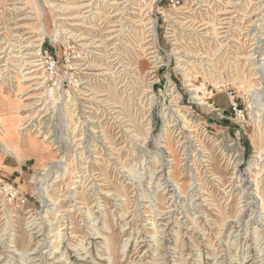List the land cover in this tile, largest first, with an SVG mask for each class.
Wrapping results in <instances>:
<instances>
[{"label": "rangeland", "instance_id": "1", "mask_svg": "<svg viewBox=\"0 0 264 264\" xmlns=\"http://www.w3.org/2000/svg\"><path fill=\"white\" fill-rule=\"evenodd\" d=\"M0 264H264V0H0Z\"/></svg>", "mask_w": 264, "mask_h": 264}, {"label": "bare ground", "instance_id": "2", "mask_svg": "<svg viewBox=\"0 0 264 264\" xmlns=\"http://www.w3.org/2000/svg\"><path fill=\"white\" fill-rule=\"evenodd\" d=\"M89 2V1H88ZM236 2H238V1H236ZM206 3V2H205ZM87 4V3H86ZM175 4V3H174ZM207 4V3H206ZM224 4V3H223ZM227 4V3H226ZM237 4L238 3H233V6H230V8L231 9H234V8H236V6H237ZM239 6V5H238ZM66 7V6H65ZM209 7V6H208ZM80 9V8H79ZM224 10V9H223ZM100 12V11H99ZM232 12H234V10H231V11H228V13H232ZM222 13V12H221ZM181 15V14H180ZM227 17H229V16H227ZM223 19H226V18H223ZM180 21V20H179ZM145 22V21H144ZM181 22V21H180ZM222 22V21H221ZM226 23V22H225ZM199 25V24H198ZM248 25V24H247ZM89 26V25H88ZM150 26V25H149ZM154 26V25H153ZM152 27V26H151ZM148 28V27H147ZM202 28V27H201ZM222 28H224V27H222ZM248 29V28H247ZM208 30V29H207ZM71 31V30H70ZM156 31V30H155ZM155 31L154 30H152V32L150 33V34H148L147 36H148V38L150 37V39H149V41H152V43H154V44H156V40H157V33H155ZM223 32H225V31H223ZM247 32V31H246ZM73 33V32H72ZM74 34V33H73ZM78 34V33H77ZM247 38V37H246ZM29 44V43H28ZM148 44V43H147ZM38 45V44H37ZM100 45V44H99ZM146 45V44H145ZM26 46V45H25ZM148 46H150V45H148ZM149 48H154V46L152 45V46H150ZM150 51V50H149ZM157 51L156 50H151V52L150 53H153V54H155ZM34 53V52H33ZM101 53V52H100ZM179 53V51L178 52H176V54H178ZM97 54V53H96ZM153 56H156V54L155 55H153ZM24 58V57H23ZM156 59V58H155ZM6 64V63H5ZM45 63L44 62H41V60L40 59H33L31 62H29L27 65H30V68H29V70H28V74H34V73H36L37 71H39V70H41L42 68H43V65H44ZM52 71H54V70H52ZM31 76V75H30ZM9 78V77H8ZM40 78V76H37V75H34V76H31V77H27L26 79H25V81H31V80H35V79H39ZM187 79L188 80H190L189 79V77H187ZM188 86H191V89H189L190 91H191V95H192V97H193V99H195V100H198V101H200V104H202V105H208V106H210V104L206 101V99L203 97V96H201V94L199 93L200 91H202L200 88L201 87H196L195 86V84H193V83H188L187 84ZM41 87V86H40ZM32 89H39V87H35V88H32ZM44 96V95H43ZM56 99H58V98H56ZM212 106V105H211ZM36 116H33V118H35ZM49 120V119H48ZM185 120V119H184ZM11 123V122H10ZM45 124V123H44ZM17 125V124H16ZM37 125H39V122L37 123ZM10 128H14V124H11L10 126H9ZM45 138L47 139V138H49V136H45ZM232 145V144H231ZM43 199H44V197H43ZM47 201H51V200H46V202Z\"/></svg>", "mask_w": 264, "mask_h": 264}, {"label": "built area", "instance_id": "3", "mask_svg": "<svg viewBox=\"0 0 264 264\" xmlns=\"http://www.w3.org/2000/svg\"><path fill=\"white\" fill-rule=\"evenodd\" d=\"M157 1H158V0H153V4H156ZM126 5H127V4H126ZM51 63H52V65H54L53 60L51 61ZM52 70H54V69H52ZM6 187L9 188V189H11L12 191H13V189H14V188H13L12 186H10V185H6Z\"/></svg>", "mask_w": 264, "mask_h": 264}, {"label": "crops", "instance_id": "4", "mask_svg": "<svg viewBox=\"0 0 264 264\" xmlns=\"http://www.w3.org/2000/svg\"><path fill=\"white\" fill-rule=\"evenodd\" d=\"M10 132H11V133H13V131H10ZM11 137H13V138H14V137H15V135H14V134H12V135H11ZM13 141H15V139H14ZM26 146H28V147H32V145H29V144H27V143H26ZM33 147H35V146H33Z\"/></svg>", "mask_w": 264, "mask_h": 264}]
</instances>
